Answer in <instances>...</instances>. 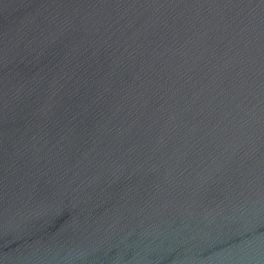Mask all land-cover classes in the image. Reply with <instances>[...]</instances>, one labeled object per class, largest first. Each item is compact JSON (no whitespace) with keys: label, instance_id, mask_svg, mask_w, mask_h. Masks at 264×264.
Returning <instances> with one entry per match:
<instances>
[{"label":"water","instance_id":"obj_1","mask_svg":"<svg viewBox=\"0 0 264 264\" xmlns=\"http://www.w3.org/2000/svg\"><path fill=\"white\" fill-rule=\"evenodd\" d=\"M0 264H264V0H0Z\"/></svg>","mask_w":264,"mask_h":264}]
</instances>
